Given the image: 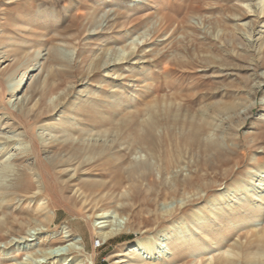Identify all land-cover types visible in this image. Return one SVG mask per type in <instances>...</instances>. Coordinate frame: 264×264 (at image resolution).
<instances>
[{"label": "rangeland", "instance_id": "1", "mask_svg": "<svg viewBox=\"0 0 264 264\" xmlns=\"http://www.w3.org/2000/svg\"><path fill=\"white\" fill-rule=\"evenodd\" d=\"M261 2L0 0V264H59L47 254L71 247L67 264H264V248L239 245L264 231V203L238 208L264 197ZM61 70L76 72L50 85ZM51 141L79 144L78 162L51 171L74 211L34 168L58 147L14 163ZM23 167L28 195L13 190Z\"/></svg>", "mask_w": 264, "mask_h": 264}, {"label": "bare ground", "instance_id": "2", "mask_svg": "<svg viewBox=\"0 0 264 264\" xmlns=\"http://www.w3.org/2000/svg\"><path fill=\"white\" fill-rule=\"evenodd\" d=\"M264 3V2H263ZM261 5H262V2H261ZM263 6V5H262ZM249 10V9H248ZM255 12V11H254ZM258 13V12H257ZM259 14V13H258ZM252 16H255L256 18H259L258 16H256L255 14L254 15H250V13H248V12H242L241 14H240V19H245V18H249V17H252ZM259 16H262L263 18H264V6H263V8L261 9V13H260V15ZM261 18V17H260ZM167 23H169V22H167ZM256 41V40H255ZM136 55V52L135 51H133L131 54H129V55H127V56H123L120 60H119V62L117 63L116 62V64L115 65H117V64H124V63H129L130 62V60L134 57ZM102 63V59H99L97 62H96V64H95V68H94V73H96V72H98L100 69H101V64ZM75 72L76 71H74V70H67V71H59L58 72V74L54 77V80H53V82H51L50 83V85H54V84H58L61 80H62V78L63 77H66V76H72L73 74H75ZM40 91V90H39ZM15 92V91H14ZM41 92V91H40ZM46 92V91H45ZM36 93V89L35 90H32V92H31V96L32 95H34ZM41 94V100H43V97H44V95H45V93H40ZM103 121H104V119H103ZM263 121H264V119H263ZM71 122V121H70ZM69 122V123H70ZM72 122H73V119H72ZM130 122V121H129ZM69 123H67L66 125H63L62 127H63V130L64 131H70L69 129H71L72 127L70 126V125H68ZM99 122H96V118L93 120V124L94 125H96V124H98ZM131 123V122H130ZM127 124V123H126ZM132 124V123H131ZM131 124H127V125H130L131 126ZM124 126V125H123ZM122 126V127H123ZM129 126V127H130ZM74 132H76V131H74ZM135 135V134H134ZM137 135V134H136ZM137 137V136H136ZM139 140L142 142V143H145V144H147L149 147H151L152 149H155L156 148V144L153 142V138H152V134H148V136L147 135H141V136H139ZM8 141V140H7ZM13 143V142H12ZM141 143V144H142ZM144 144V145H145ZM1 145V144H0ZM7 145V144H6ZM41 146H43V147H41ZM40 146V143H36L35 142V145H34V148H33V151H32V153H30L29 151V153H25V154H23V155H18V156H16V158L14 159V163H18V162H21V161H23V160H25V159H29L32 155H34L35 153H38V154H40V153H47V152H49L51 149H56L57 147H58V152H59V154H58V160L56 159V160H54V161H52L51 163H48V162H45L42 158H40L39 156L38 157H36V160H35V167L34 168H37V170H38V172H39V174H40V177L42 178V180L44 181V185H45V191H46V193H48L49 194V189H50V184L48 183V173H49V175L52 177V178H50L51 179V182H52V184H53V188H54V190H55V193L57 194V196H58V201H59V203L61 204V205H63L64 207H67V208H69V210H71V211H74V207L77 205V203H76V200H74V199H66V198H64L63 197V193H64V190H59V185H58V191H57V189H56V185H57V183L54 181V179H53V173L51 174V171L52 170H54V169H57V168H60V167H69L70 165H73V163L75 162V161H77V160H80V152H78V149H77V147L79 146V144H75L73 141H71V142H56V141H51L49 144H46V145H41ZM5 148V147H4ZM117 148V147H116ZM115 148V149H116ZM64 153H67V156H65V157H63V154ZM3 154V153H2ZM1 154V155H2ZM8 155V154H7ZM7 155H5V153H4V156L6 157ZM12 156H14V155H12ZM69 156H71V157H69ZM67 158V159H66ZM11 159V158H10ZM78 162V161H77ZM92 161H90V160H88V161H82V164H80V165H85V164H89V163H91ZM13 163V164H14ZM1 166V165H0ZM46 168L47 170H48V172L47 173H45L44 171H43V169L42 168ZM119 171V174H121V172H120V170H118ZM64 173V172H63ZM15 175V174H14ZM13 175V176H14ZM20 176V177H19ZM30 177H32V175H31V173L29 172V170L28 169H26V167H23V169H22V171H21V175H18V180H17V184H15V185H17V189H13L14 191L15 190H17L18 192H21L22 194H24V195H28L30 192H31V190L33 189V187H34V185L33 184H31V185H25V183H24V179H26V178H30ZM16 183V182H15ZM120 184V182H117V186ZM67 187V186H66ZM65 186H64V188H66ZM82 189H83V191L85 192V191H90V189H89V187L88 186H86V185H84L83 187H82ZM98 189V188H97ZM66 190H67V188H66ZM7 193V192H6ZM8 194V193H7ZM5 196V195H4ZM5 198H10L8 195L5 197ZM4 198V199H5ZM10 200V202L12 201L11 199H9ZM14 200V199H13ZM259 202H262V203H264V197L261 199V201H256V200H254L252 197H249L248 198V200L247 201H245V202H243V203H241V206L240 207H238L239 209H241V208H245V206H247L249 209H253L254 208V205L255 204H258ZM247 208V209H248ZM5 210V208L3 207V205L0 203V214H2L3 213V211ZM233 211L235 210V209H232ZM255 216H253V217H251L250 219H253ZM199 218V217H198ZM239 219H240V221H241V223L243 222V221H246L245 220V218L244 217H239ZM200 220V219H199ZM176 225H178V224H173V225H171L170 227H169V229H167L166 231L164 230V232H163V234L164 233H171V231H173V230H175V227H176ZM245 226V225H244ZM110 232H108V233H106V236L104 237V239H106V240H112V239H114V237H115V233L113 232V231H111V230H109ZM12 232H15V228H13V230H9L8 231V233H12ZM7 233V234H8ZM229 232H226V233H222L221 235H220V237L222 238V237H224L225 235H227ZM161 234V233H160ZM6 236V235H5ZM72 236H70V237H65V238H63V239H60V238H58V245H61L62 246V244H65L66 242H67V240H69L68 238H71ZM176 237V238H175ZM174 238H175V242H173V244H174V248L173 249H180V248H182V247H185L186 245H187V242L184 240V236H183V234L182 233H179V234H177V236H175ZM92 239H94L93 237H92ZM151 240H153V239H151ZM4 241V240H3ZM150 241V240H149ZM141 243V242H140ZM198 243V242H197ZM83 244H84V248L87 250V249H91V251H94V252H97L98 251V248H91V246H90V242L89 243H86L85 241H83ZM149 244V242L148 241H143L142 243H141V245H139V246H137V247H134V252H136V253H142V251L144 250V248L145 247H147V245ZM194 244V243H193ZM240 245V251H241V253L244 255V253L245 252H247L250 248L252 249V247H254L255 245H257V247L260 249V248H264V231H262V232H256V233H252V236H251V238H249L248 239V242L246 243V244H243L242 242L239 244ZM194 246V245H193ZM202 246V245H201ZM60 248V247H59ZM58 248V249H59ZM133 248V247H132ZM60 251L58 252V256H52L51 254H47V256H46V258H47V260H53V259H55V258H57L58 257V261L59 260H63L61 263H59V264H67V259H65L66 257H68V256H70V255H73L74 253H75V249L74 248H69L68 249V251H61V249H59ZM135 253V254H136ZM184 258V257H183ZM187 258V257H186ZM77 259V258H76ZM74 261V260H73ZM225 262H227V263H235L236 262V260L235 259H231V258H226L225 260H224ZM60 262V261H59ZM146 263V262H145ZM40 264H42V263H40ZM72 264H80L79 262H77V261H75V262H73ZM94 264H97V263H95L94 262ZM133 264H142V262L140 261V259H136L135 261H134V263Z\"/></svg>", "mask_w": 264, "mask_h": 264}]
</instances>
